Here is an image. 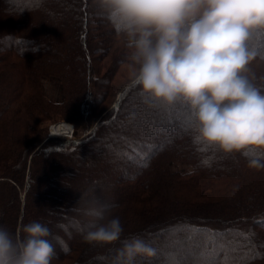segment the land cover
<instances>
[{
	"label": "trees",
	"instance_id": "1",
	"mask_svg": "<svg viewBox=\"0 0 264 264\" xmlns=\"http://www.w3.org/2000/svg\"><path fill=\"white\" fill-rule=\"evenodd\" d=\"M91 5L0 0V226L17 236L22 224L47 226L53 264H112L134 237L157 250L135 264H264V169L198 144L182 105L149 107L121 38ZM255 67L264 75V60ZM48 78L59 81V101L43 93ZM51 119L80 137H48ZM90 189L119 217L120 241H82Z\"/></svg>",
	"mask_w": 264,
	"mask_h": 264
},
{
	"label": "clouds",
	"instance_id": "2",
	"mask_svg": "<svg viewBox=\"0 0 264 264\" xmlns=\"http://www.w3.org/2000/svg\"><path fill=\"white\" fill-rule=\"evenodd\" d=\"M93 15L121 38L131 84L148 106L179 104L189 113L195 141L264 169V0H92ZM135 114L129 116L133 119ZM90 189L80 209L82 241H120L119 217ZM17 236L0 226V264H53L50 229L33 221ZM51 237V239H50ZM143 238L123 240L112 264L151 260Z\"/></svg>",
	"mask_w": 264,
	"mask_h": 264
},
{
	"label": "rangeland",
	"instance_id": "3",
	"mask_svg": "<svg viewBox=\"0 0 264 264\" xmlns=\"http://www.w3.org/2000/svg\"><path fill=\"white\" fill-rule=\"evenodd\" d=\"M42 87H43V93H45L51 100L59 101L61 99V95H62L61 94V88H60L59 81L56 78L43 79L42 80ZM60 122H63V123L58 124L57 127L59 125H62L61 131H60V135L62 137L58 136V135H54V131L52 132V135H50L49 129L47 127L51 124L60 123ZM54 128H56V126ZM42 130L45 132V134L48 137L64 138V136H65V138L75 139V138H79L80 134H81V132H79L77 129H75L70 123L65 122L63 120H57V119H51L47 122H44L42 124ZM72 132H73V134H72ZM69 134H72V135H69ZM22 197H23V194H21V199H22Z\"/></svg>",
	"mask_w": 264,
	"mask_h": 264
},
{
	"label": "snow or ice",
	"instance_id": "4",
	"mask_svg": "<svg viewBox=\"0 0 264 264\" xmlns=\"http://www.w3.org/2000/svg\"><path fill=\"white\" fill-rule=\"evenodd\" d=\"M218 247H219V249H220L221 251H224V252H225L226 257H227V253H228V251H230V250L227 249V247H226L225 245H223V244L218 245ZM214 250H215V249H213V251H214ZM207 252H208V248H207V246H206L204 252H202L201 255H206ZM207 264H214V262L209 261V262H207Z\"/></svg>",
	"mask_w": 264,
	"mask_h": 264
},
{
	"label": "bare ground",
	"instance_id": "5",
	"mask_svg": "<svg viewBox=\"0 0 264 264\" xmlns=\"http://www.w3.org/2000/svg\"><path fill=\"white\" fill-rule=\"evenodd\" d=\"M72 134H73V132H72ZM72 134H69V135H72ZM61 136V135H60ZM62 137V136H61ZM67 137V136H66ZM64 138H65V136H64ZM67 139H69V138H67Z\"/></svg>",
	"mask_w": 264,
	"mask_h": 264
},
{
	"label": "built area",
	"instance_id": "6",
	"mask_svg": "<svg viewBox=\"0 0 264 264\" xmlns=\"http://www.w3.org/2000/svg\"><path fill=\"white\" fill-rule=\"evenodd\" d=\"M50 136V135H49Z\"/></svg>",
	"mask_w": 264,
	"mask_h": 264
}]
</instances>
